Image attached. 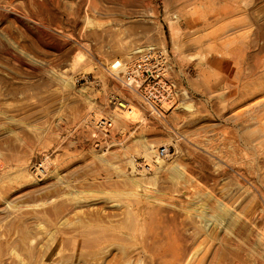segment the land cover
Returning a JSON list of instances; mask_svg holds the SVG:
<instances>
[{
  "label": "rangeland",
  "instance_id": "374dc122",
  "mask_svg": "<svg viewBox=\"0 0 264 264\" xmlns=\"http://www.w3.org/2000/svg\"><path fill=\"white\" fill-rule=\"evenodd\" d=\"M150 46L185 91L161 116L110 71ZM116 91L140 118L111 111ZM145 144L168 150L155 176ZM4 164L23 175L0 182V264H264V0H0Z\"/></svg>",
  "mask_w": 264,
  "mask_h": 264
},
{
  "label": "built area",
  "instance_id": "2783aa9c",
  "mask_svg": "<svg viewBox=\"0 0 264 264\" xmlns=\"http://www.w3.org/2000/svg\"><path fill=\"white\" fill-rule=\"evenodd\" d=\"M120 78L114 75L115 80L120 89L138 96L143 105L149 107L153 112L162 115V104L171 103L183 95L182 88L172 80L171 67L164 52L156 47L150 46L143 48L138 57L131 62L125 71L118 74ZM119 89V90H120ZM107 106L111 111H127L130 112L132 103L129 97H122L117 92H111L107 96ZM173 102L168 109L174 108ZM61 129L65 134H73L74 130L66 127V123H62ZM93 125L92 141L94 147H101L100 140L96 136H109L113 132V119L110 117H100L91 121ZM64 134V135H65ZM166 148L159 150V156L163 157L167 154ZM147 170V167H145Z\"/></svg>",
  "mask_w": 264,
  "mask_h": 264
},
{
  "label": "bare ground",
  "instance_id": "6f19581e",
  "mask_svg": "<svg viewBox=\"0 0 264 264\" xmlns=\"http://www.w3.org/2000/svg\"><path fill=\"white\" fill-rule=\"evenodd\" d=\"M64 41V40H63ZM157 48V47H156ZM83 49V48H82ZM142 49H143V47H142ZM130 51H133L134 53V55H137L138 56V53H140L142 50H140L139 48H135V50L134 49H131ZM163 51V50H162ZM166 53V52H165ZM132 54V53H131ZM132 54V55H133ZM83 53L82 52H80V50L79 49H75V51H74V53H73V56H72V59L70 60V62H69V65L67 66V69H65L64 70V72H67L68 70H73V69H76V67L83 61ZM85 57V56H84ZM104 59V58H103ZM82 64V63H81ZM131 64V63H130ZM129 63H127L126 65H123V63H121L119 60H115V61H113L110 65V71H111V74L112 75H114L116 78L118 77V78H120L119 77V73H121V72H123V71H125L126 70V68L130 65ZM105 65V64H104ZM87 68V67H86ZM71 78L72 77H64V83L68 86V87H70V88H72V81H71ZM116 84V83H115ZM118 84V83H117ZM120 90H122V89H120ZM124 91V90H123ZM117 92V91H116ZM127 94L129 95V92H127ZM131 94V93H130ZM185 94V91H183V95ZM135 95V94H134ZM182 95V96H183ZM130 96V95H129ZM133 96V95H132ZM187 97V96H186ZM131 98V97H130ZM181 98H183V97H181ZM180 101V100H179ZM261 102V101H260ZM179 103V102H178ZM132 106H133V104H132ZM190 108H191V106L190 105H185L184 106V109L185 110H190ZM137 110V109H136ZM170 109H168V111H169ZM120 113H124V114H126V113H128L127 111H119ZM118 112V113H119ZM128 114H133L135 117H139L140 118V116H139V114L137 113V111H133L131 108H130V112L128 113ZM128 114H127V116H128ZM110 115V114H109ZM96 116V115H95ZM103 117V116H102ZM94 118V117H93ZM98 118H100V117H98ZM97 118V119H98ZM124 118V117H123ZM89 119V118H88ZM114 122V121H113ZM69 124V123H68ZM91 130H92V132H91V134H90V139H92V134L94 133V131H93V125L91 124ZM70 129V128H69ZM114 129H115V127H114ZM59 131L62 135H64L65 134V132L62 130V129H56V131ZM86 130V129H85ZM116 130V129H115ZM45 132L46 133H50V130L49 129H45ZM120 132H122V131H120ZM90 133V132H89ZM52 134V133H51ZM66 135H69V134H65L64 136H66ZM105 136H96V138H97V140H101L102 141V138H104ZM93 140V139H92ZM143 149H142V154H143V156L144 157H146V159H149V161H150V157L152 156V155H154L155 156V161H156V168L154 169V175L153 176H155L156 175V173L158 172V171H163L162 169H164L165 167H166V165H167V162H166V160H164V159H162L161 158V156H159V153L158 154H156L155 153V151H154V148H155V145L154 144H145L143 147H142ZM106 152V150H104V153ZM140 152V151H139ZM105 155V154H104ZM167 155V154H166ZM165 155V156H166ZM99 157H100V155H98ZM102 156V155H101ZM164 157V156H163ZM104 160V159H103ZM49 163V160H47V158H44V159H42V162L39 164V166L36 168V165L34 166V170H33V172L32 173H24L25 174V177H30V179L31 180H35L36 179V174H41V175H44L45 173H46V171H47V169L45 168L46 167V165ZM128 163H129V165H130V167L131 168H134V160L133 159H129V161H128ZM176 165V164H175ZM45 166V167H44ZM179 166V165H178ZM45 168V169H40V168ZM145 167H147V170H145ZM173 167V166H172ZM5 169V164L2 166V167H0V182H2V181H4V180H6V179H12L13 177H16L18 174H21L22 172L21 171H13L14 169H11V168H9L8 167V169H6L5 171H3ZM149 166L147 165V164H145V163H141V164H137V166H136V170L138 171V172H141V173H139L140 174V176L139 177H137V178H135V177H129V180L131 181V184H133V186L136 188V189H138V188H142V187H144V188H147V184L149 185V182H150V180H152V178H153V176L151 177V178H149L148 179V177H146L144 174H143V172H145V171H149ZM179 169H180V166H179ZM25 170V169H24ZM176 170V169H175ZM177 171V170H176ZM25 172V171H24ZM174 172V171H173ZM36 173V174H35ZM180 173V172H179ZM181 173H182V171H181ZM31 174H33L32 176H31ZM22 175H23V173H22ZM123 176H127V174H125L124 172H123ZM24 177H22V179H23ZM176 178V177H175ZM182 178V177H181ZM19 179V178H18ZM177 179V178H176ZM17 180V179H16ZM5 182V181H4ZM134 190V189H133ZM208 194V193H207ZM218 206H219V209H220V212H222L223 213V211H227L228 212V208L225 206V204H218ZM214 213V212H213ZM235 214V213H234ZM230 215H233V214H230ZM234 216H237L236 214L234 215ZM238 217V216H237ZM236 218V217H235ZM241 218V217H240ZM240 218H238V219H240ZM217 219V218H216ZM237 219V218H236ZM218 220V219H217ZM221 222V221H220ZM241 227V226H240Z\"/></svg>",
  "mask_w": 264,
  "mask_h": 264
}]
</instances>
